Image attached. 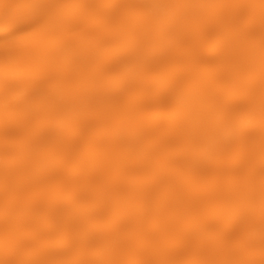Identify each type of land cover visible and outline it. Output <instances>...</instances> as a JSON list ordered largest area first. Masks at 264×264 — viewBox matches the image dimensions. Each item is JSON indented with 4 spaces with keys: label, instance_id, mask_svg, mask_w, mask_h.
I'll use <instances>...</instances> for the list:
<instances>
[{
    "label": "snow or ice",
    "instance_id": "snow-or-ice-1",
    "mask_svg": "<svg viewBox=\"0 0 264 264\" xmlns=\"http://www.w3.org/2000/svg\"><path fill=\"white\" fill-rule=\"evenodd\" d=\"M0 264H264V0H0Z\"/></svg>",
    "mask_w": 264,
    "mask_h": 264
}]
</instances>
